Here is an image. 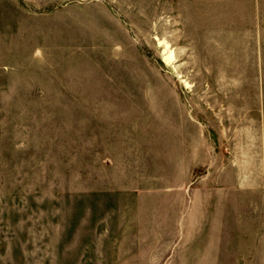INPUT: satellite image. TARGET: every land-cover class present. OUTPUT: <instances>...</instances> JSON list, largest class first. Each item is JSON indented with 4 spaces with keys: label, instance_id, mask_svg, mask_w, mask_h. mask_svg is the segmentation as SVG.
Instances as JSON below:
<instances>
[{
    "label": "rangeland",
    "instance_id": "rangeland-1",
    "mask_svg": "<svg viewBox=\"0 0 264 264\" xmlns=\"http://www.w3.org/2000/svg\"><path fill=\"white\" fill-rule=\"evenodd\" d=\"M0 264H264V0H0Z\"/></svg>",
    "mask_w": 264,
    "mask_h": 264
}]
</instances>
